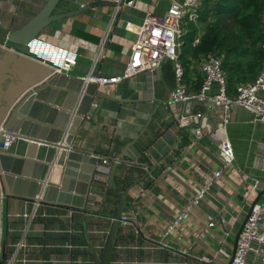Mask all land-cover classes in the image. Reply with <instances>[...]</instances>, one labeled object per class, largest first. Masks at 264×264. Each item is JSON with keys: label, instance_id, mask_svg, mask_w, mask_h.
I'll return each instance as SVG.
<instances>
[{"label": "crops", "instance_id": "0c3cea01", "mask_svg": "<svg viewBox=\"0 0 264 264\" xmlns=\"http://www.w3.org/2000/svg\"><path fill=\"white\" fill-rule=\"evenodd\" d=\"M47 1L0 0V16L7 27L18 29L35 18ZM118 1L63 0L61 12L79 10L90 4L98 6L64 20L60 31L41 34L77 51L78 65L70 72L72 76L83 79L91 74L122 75L146 14L162 16L173 2L134 0L132 7L126 3L112 6ZM199 73L196 61L185 67L184 81L189 92H198L202 79ZM100 87L105 94L102 105L99 107L95 101L74 144L107 160L110 164L102 167L104 171L119 160L115 172L119 179L115 177V180L121 187L137 184L129 191L123 211L136 215L137 222L126 227L119 225L110 263L221 264L224 256L219 254V242L228 230L231 235L224 249L232 256L238 226H242L258 195L264 191V124L257 123L251 111L234 108L227 128L235 151L234 165L225 171L207 199L194 209L190 219L173 235L164 238L167 224L192 198L191 185L204 184L206 177L221 166L220 118L204 103L171 102L178 81L170 59L164 60L153 74L142 73L118 84H100ZM234 94L231 91L230 95ZM179 115L195 117L189 129L178 127ZM193 129H206L208 133L199 145L189 150ZM56 170L59 174L60 170ZM109 174L101 176L103 183L94 185L89 198V203H95L100 211L83 213L73 209L74 228L79 232L73 237L68 234L65 222L52 218L55 209L42 205L28 227L26 220L17 215L30 211L33 202L15 198L5 201L0 264L11 261L21 240L26 249L18 258L26 254L28 264H68L70 259L95 264L87 237L93 230H110L118 203L116 197L105 191L107 186V190L113 187L109 184ZM56 181L59 182V176ZM104 183H108L106 187ZM263 201L264 196L258 203ZM43 211L51 217L44 218ZM58 212L66 213V210ZM91 237L94 242L89 240L97 247L96 235ZM69 240L79 248L73 252L60 248L70 243Z\"/></svg>", "mask_w": 264, "mask_h": 264}, {"label": "water", "instance_id": "95a60500", "mask_svg": "<svg viewBox=\"0 0 264 264\" xmlns=\"http://www.w3.org/2000/svg\"><path fill=\"white\" fill-rule=\"evenodd\" d=\"M119 3L124 4L112 6ZM63 6V0H48L35 18L18 29L7 27L0 16V197L83 212L99 173H110L109 184L120 193L110 232L101 254L89 242L95 264H109L127 195L137 184L121 187L115 180L119 160L104 171L102 158L74 144L95 101L101 107L105 97L95 82L98 76L81 79L54 74V69L28 56L31 40L60 31L64 20L98 5L61 12ZM262 196L264 191L238 230L228 264H232L244 227Z\"/></svg>", "mask_w": 264, "mask_h": 264}, {"label": "built area", "instance_id": "2783aa9c", "mask_svg": "<svg viewBox=\"0 0 264 264\" xmlns=\"http://www.w3.org/2000/svg\"><path fill=\"white\" fill-rule=\"evenodd\" d=\"M203 1L204 0H173L170 8L164 15L159 16L153 13H147L132 43L129 60L124 73L114 77L96 75L98 77L95 79V82L101 85L118 84L125 80L135 78L142 73L153 74L161 67L164 60L170 59L174 62L175 74L178 81V89L171 94V102L173 104L190 102L204 103L207 104L209 109L214 110L220 118L221 123L218 133L221 140L218 154L221 166L213 171L211 176L206 177L204 184L199 185L193 183L191 185V189L193 190L192 198L188 201L184 210L177 213L167 224L166 231L163 235L164 238L173 235L190 219L194 209L207 199L218 180L225 174V171L234 165L235 151L227 133L234 108L242 107L251 111L255 121L264 124V67L254 82L238 85L235 94L230 95L228 81L223 71V59L210 53L203 56L200 62L197 63L198 70L203 77L200 90L198 92H189L188 87L185 85V66L180 59V50L184 44L183 38L189 33L187 25L190 22L197 21L198 10ZM118 2H124L130 7L134 5V0H120ZM200 38V35L197 36L193 44H198ZM2 48L8 49L5 46ZM27 48L30 58L54 69V74H70L78 65V53L76 50L63 47L42 36L31 40L27 44ZM214 86H216V88H214ZM194 119L195 117L191 115H179L176 117V122L180 129L187 130L190 128L191 124H193ZM193 130L192 143L189 146V150L199 145L208 133L206 129ZM1 131H3V125L0 126V132ZM12 139L14 140L15 137H12ZM109 164L107 160H103V167L109 166ZM104 173L108 172H100L97 183H103L101 176H103ZM107 184L108 183H104V186L106 187ZM107 188L108 186L105 191H107ZM39 198L40 197H38V199ZM41 206L39 201L33 202V208L30 211L27 210L24 214L17 215V217L26 220V224L30 227ZM51 208L55 209L52 218H58L62 222H65L68 228L67 232L70 236L73 237L75 234L79 233L74 228L73 216L75 215V211L73 209ZM59 209L66 210V213H59ZM97 209L95 203L88 202L87 209L83 211V213L88 212V210L100 211V209ZM43 212L42 216L44 218L51 217L47 211ZM112 221L113 217L111 218V222ZM135 222H137L136 215H127L123 213L119 225L126 227ZM210 223L208 227L211 225ZM222 223L226 225L224 220H222ZM9 232H11V230H9ZM12 232L14 233L15 230L12 229ZM109 232L110 230L108 229L93 230L91 232V235L95 234L97 237V247H95L97 251H101L102 253ZM136 235L139 236V231H136ZM230 235L231 231L228 230L225 232L224 237L220 239L219 244L221 248L219 249V254H224V246ZM89 236L87 237L88 245L89 242H91ZM69 241L70 243L62 245L60 248H65L70 252L79 248L71 240ZM47 247L54 248V246ZM25 249L26 245L24 240L18 242L16 251L10 259L11 261L7 264H16L17 261L22 264H28L29 259L26 254H23L22 258H18ZM67 263L90 264L93 262L70 259ZM115 264L127 263L115 262ZM132 264L139 263L135 262ZM232 264H264V201L258 203L253 208L251 216L242 232Z\"/></svg>", "mask_w": 264, "mask_h": 264}, {"label": "trees", "instance_id": "16d2710c", "mask_svg": "<svg viewBox=\"0 0 264 264\" xmlns=\"http://www.w3.org/2000/svg\"><path fill=\"white\" fill-rule=\"evenodd\" d=\"M187 28L189 33L180 50L186 68L213 53L223 59L230 94L237 85L257 79L264 67V0H204L197 21L188 23ZM201 32L199 43L194 45ZM202 83L203 77L200 88ZM107 194L119 201L117 189L112 187Z\"/></svg>", "mask_w": 264, "mask_h": 264}, {"label": "flooded vegetation", "instance_id": "af4514ba", "mask_svg": "<svg viewBox=\"0 0 264 264\" xmlns=\"http://www.w3.org/2000/svg\"><path fill=\"white\" fill-rule=\"evenodd\" d=\"M5 201H7L5 198L0 197V217H1V229H2V234L0 236V255H1V246H2V235H3V215H4V207L6 206Z\"/></svg>", "mask_w": 264, "mask_h": 264}, {"label": "rangeland", "instance_id": "374dc122", "mask_svg": "<svg viewBox=\"0 0 264 264\" xmlns=\"http://www.w3.org/2000/svg\"><path fill=\"white\" fill-rule=\"evenodd\" d=\"M239 228H240V225L238 226V230H239ZM234 239H235V238H234ZM231 248H232V246H231ZM230 251H231V250H230ZM221 255H222V254H221ZM223 256H224V259H223V261H222L221 264H228V262H229L230 259H231V252L225 251L224 254H223Z\"/></svg>", "mask_w": 264, "mask_h": 264}]
</instances>
